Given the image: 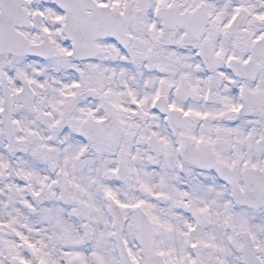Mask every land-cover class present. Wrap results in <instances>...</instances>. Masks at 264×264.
I'll list each match as a JSON object with an SVG mask.
<instances>
[{"label":"snow or ice","instance_id":"snow-or-ice-1","mask_svg":"<svg viewBox=\"0 0 264 264\" xmlns=\"http://www.w3.org/2000/svg\"><path fill=\"white\" fill-rule=\"evenodd\" d=\"M0 264H264V0H0Z\"/></svg>","mask_w":264,"mask_h":264}]
</instances>
